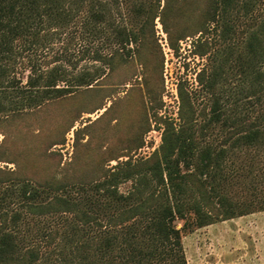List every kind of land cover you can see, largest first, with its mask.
Wrapping results in <instances>:
<instances>
[{
  "label": "trees",
  "instance_id": "1",
  "mask_svg": "<svg viewBox=\"0 0 264 264\" xmlns=\"http://www.w3.org/2000/svg\"><path fill=\"white\" fill-rule=\"evenodd\" d=\"M110 2L0 0V115L32 112L81 88L92 99L83 110L76 107L72 122L84 109L101 108V89L92 85L141 54L155 37L156 17L176 52L190 34L205 38L197 51L209 62L197 80L208 102L198 108L187 80L180 82L179 122L164 120L161 143L145 159L119 161L123 154L107 150L106 160L117 163L104 166L101 150L94 164L84 159L62 177L0 169V185L8 184L3 198L14 197L23 209L5 213L0 264H187V232L264 210V0ZM79 14L83 32L106 34L107 51L91 54L100 65L71 79L60 65L47 72L33 67L24 84L10 78L5 62L17 39L30 36L34 45L45 28ZM213 33L225 44L210 52ZM240 43L243 50L233 58ZM123 183H129L126 192L119 189ZM26 213L50 217L62 230L45 226L38 230L40 241L26 243L17 227Z\"/></svg>",
  "mask_w": 264,
  "mask_h": 264
},
{
  "label": "rangeland",
  "instance_id": "2",
  "mask_svg": "<svg viewBox=\"0 0 264 264\" xmlns=\"http://www.w3.org/2000/svg\"><path fill=\"white\" fill-rule=\"evenodd\" d=\"M102 1L111 4V0ZM196 13H189L191 22L196 21ZM84 20L79 14L67 24L45 28L34 45L29 44L30 36L17 39L14 56L5 62L10 78L20 79L24 84L33 67L47 72L60 65L71 79L100 65L91 59V54L95 49L107 51L106 34L92 37L83 32ZM204 39L200 33L190 34L179 41L176 52L169 46L156 17L155 37L141 54L92 85L101 89L98 93L102 97L101 108L84 109L72 122L76 107L83 110L81 107L86 108L88 100L92 99V95L88 96L92 93L80 91L84 90L81 88L73 96L45 103L32 112L0 115V169L14 170L16 176L22 177H62L84 159L94 164L101 150H104L101 157L104 166H112L117 160L134 161L151 156L161 143L164 120H171L174 125L179 122L180 82L187 80V89L194 95L198 108L208 102V95L200 89L197 80V73L209 62L206 55L197 51ZM209 39L210 52L225 44L214 33ZM241 50L242 43L234 48L233 58ZM110 106L109 115L103 117ZM138 134L140 138L133 140ZM52 142L58 143L51 145ZM46 150L55 154L45 153ZM107 150L123 155L107 161ZM0 177L4 178L1 172ZM7 186L0 185V226L4 225L5 213L23 210L13 201L14 197L3 198ZM128 186L129 183H123L119 189L126 192ZM26 214L17 226L26 243L40 241L38 230L45 226L62 230L50 217ZM46 221L51 224H45ZM59 240L60 237L55 242ZM182 240L187 264H264V210L196 228L187 232Z\"/></svg>",
  "mask_w": 264,
  "mask_h": 264
}]
</instances>
